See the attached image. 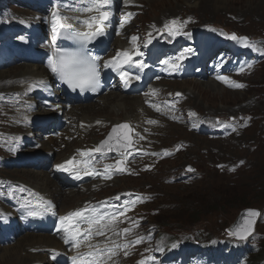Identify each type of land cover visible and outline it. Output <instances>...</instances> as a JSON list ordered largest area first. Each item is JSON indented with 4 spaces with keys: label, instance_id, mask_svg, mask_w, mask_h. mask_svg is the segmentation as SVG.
Segmentation results:
<instances>
[{
    "label": "rangeland",
    "instance_id": "1",
    "mask_svg": "<svg viewBox=\"0 0 264 264\" xmlns=\"http://www.w3.org/2000/svg\"><path fill=\"white\" fill-rule=\"evenodd\" d=\"M6 1L20 2L0 0V47L8 46L7 32L11 31L12 27L21 26L19 20L32 13L28 12L26 7L15 6L13 3L2 8ZM120 6L127 10L128 19L125 25L129 33L123 39L120 35L117 36L112 42L111 54H114L121 42L132 44L134 42L132 37L151 39L158 36L165 49L177 50L181 58L193 55L198 48L206 49L203 57L208 53L210 56L203 61L202 66L194 65L193 80L153 79L144 85L145 87L151 83L148 87L149 93L141 95L150 96V100L147 98V101L152 103L150 107L160 108L158 114L163 113L161 110L167 112L166 119L173 120L175 115L180 121L170 123L171 127L168 125L169 128L163 133L148 134V140H143L139 129L135 131L137 147L124 156L128 165H125L124 172L116 170V161L119 158L117 155H101L95 150L94 159L97 163L98 157H104L101 166L106 170L105 174L112 179V182L106 179L109 186L103 181L101 183L100 179V182L99 180L90 182V179L89 184L85 181L84 185L79 187L61 185L59 194L61 196L56 201L46 194L44 196L50 198L54 204L57 218H61L60 215L64 213L76 212L79 208L100 203L99 201L116 200V203H121L117 205L118 208L114 207L115 203L107 206L108 210L124 215L122 218H116L120 220L119 225L122 227L112 229L113 226H118L117 221L109 226L104 225L102 233L106 236L99 234L103 238L97 239V243L94 242L99 247L101 243H107L106 246L109 248L103 254L106 257L112 253L113 249L110 247H114L115 244L116 250L112 254L115 260L107 264H186L182 263L180 258L168 262L166 257L169 255L161 257L156 253L159 251L162 253L167 241L176 243L171 249L172 252L175 254L180 252L179 245L183 240L177 241L174 236L182 231L189 241H195V245L207 246V250L202 254L192 257L190 264H213L210 245L214 248L216 242H220L217 249L219 251L216 253L223 256L215 262L216 264H242L240 256L243 249L250 251L252 247L257 246L259 252L264 250V0H192L190 4L186 0H134L131 5L127 4L126 0H121L116 5L117 12ZM172 21L177 23L173 25ZM165 25H168V28ZM172 31L185 36L179 44L174 42L176 34ZM233 35L237 37L235 40L238 50L240 47L250 48L251 56H232L235 54L233 51L231 53L225 48L220 49V45L230 42ZM242 38H247V41ZM246 43L251 46H246ZM186 47H189L188 52L183 50ZM216 47L217 51L214 50ZM128 50L130 54H137L136 49ZM175 62L177 61L172 59L167 62V66L171 67ZM234 62L239 64L238 68H233ZM18 66L20 65H9L0 73ZM198 72H206L208 75L203 78L197 75ZM235 84L243 87L233 86ZM155 85L158 87L153 91ZM187 87L189 89H185ZM159 88L162 91H158ZM14 90L0 89V117L3 121H6L7 115L10 117L14 113L18 100ZM113 92L120 94L125 100L121 103H108L107 99ZM157 92L163 96L155 97ZM178 93L184 96L181 100ZM171 95H175L174 99ZM167 99L180 102H168ZM90 104L95 106L92 108L93 118H98V123L85 125L84 135L87 134L89 139L82 140L83 144L76 146V143L80 142L74 138L76 134L73 130L78 128L76 117L63 138L68 140V144L73 143L75 150L87 148L95 140L97 148L98 144H102L114 132V129L123 130L119 127L123 122L121 119L128 116L131 107L135 110L139 109L138 106L149 108L148 104H140L137 96L127 94L125 96L120 91L104 94L102 99ZM145 108L143 112L148 114L149 109ZM113 120L114 123L111 122ZM154 120L155 116L152 113L148 114L143 122L150 126ZM116 121L119 125H114ZM83 122L92 123L84 120L79 123L80 129L84 125ZM6 126L13 125L0 124V132L6 142L5 147L8 145L10 147L19 140L24 127L19 126L20 128L16 129L17 134H8ZM10 127L8 129L12 130ZM88 127L94 128L96 132H91ZM117 134L116 131L113 137L120 141ZM65 146L64 144V149L59 148L56 155L54 150L51 164L69 155V151H66L62 157L57 156L66 150ZM134 153L138 159L132 162L128 157ZM156 156L161 160L155 162ZM109 165L112 167L107 168ZM37 171L39 174L50 175L48 168L43 170L3 168L0 177L5 179L0 183L10 185L14 189L12 194L15 195L18 190L14 187L19 186L15 181L21 180L19 176L29 173L37 176ZM50 183L49 180V187L52 186ZM3 190H8V186H4ZM65 196L74 198L72 202L79 204V208L76 206L69 209V212L63 211ZM2 208L4 211L9 210L5 205ZM246 209L258 210L262 215L256 223L254 235L242 242L234 239L228 229ZM159 231L163 236L158 237ZM35 235L43 238L41 235L48 234ZM109 235H113V244L108 238ZM23 238L24 236L20 237L18 241ZM2 249L0 248V254ZM30 252L32 253V250ZM234 257L235 259L231 261ZM227 258H231L230 261H227ZM0 264H3L1 258Z\"/></svg>",
    "mask_w": 264,
    "mask_h": 264
},
{
    "label": "bare ground",
    "instance_id": "2",
    "mask_svg": "<svg viewBox=\"0 0 264 264\" xmlns=\"http://www.w3.org/2000/svg\"><path fill=\"white\" fill-rule=\"evenodd\" d=\"M190 1H192V0H186V2L188 4H190ZM118 2H116V0H109L108 4L105 5L102 9H99L93 3V0H75L73 3H69L68 2V3H65V4H61V3L56 2V5L57 6L65 5L64 6V9H63V13H62V18H61V22L63 24L75 26L76 28H78V27H84L86 29H94V28H97V26H99L97 17H98V14H99L100 11H106L109 14V22L105 26H108L112 22L117 23L118 16L116 14V12H117L116 5L118 4ZM193 6H195V4ZM89 8H92L93 10L92 11L86 10V9H89ZM30 22H31V19H26L25 22H24V25L26 26ZM8 26H10V25H8ZM44 27H47V24L46 23L44 24ZM1 29H4V28H1ZM11 29H12L11 31H15V30H18V29H22V25L20 27L19 26L12 27ZM127 48H128V46H126V45L119 46V48L116 50L115 55H119L118 58H117V60L119 61V67L124 71V74L126 76L125 80H127V82H128V84H127V93H130V91H134L129 86V83L132 80H138L140 82V84H141L140 90H142V88L144 87V85L147 84L150 80H149V78H146L145 79L144 78V75H140V76L139 75H133L128 70V62H131V60L133 61L136 58L135 55H137V54H135V53L130 54V51ZM41 51H42L43 55L50 56V54H51V52H50L51 51L50 50V45L49 44H44L41 47ZM123 53H127V55H123ZM6 57L8 58V56L6 54L3 55V58H6ZM8 59H10V58H8ZM125 61H127V62H125ZM45 70L46 69H43V67L41 65H39V64H24V65L18 66L15 69L14 68L11 69V70L8 69L7 72L0 73V89H6V88H8V89H15V91H16V90L20 89V86L22 85V83L24 81V86H23L24 88H32L33 90H35V89H37V86L34 83L32 76H35L37 74H43L45 72ZM2 71H4V70H0V72H2ZM158 81H156V82H158ZM156 87H158V85H155V87H153V91H155L154 89ZM185 89H189V88L187 87ZM153 91H151V92H153ZM11 92L9 94H11ZM135 93H136V91H135ZM191 93H192V91H191ZM186 94H188V93H186ZM102 96H104V95H102ZM102 96H99L96 100L98 101V100L102 99ZM162 96L163 95L160 94L159 92H157L155 94V97H162ZM148 97H149V100H150V96L149 95H145V96L138 97V101L140 102V104H145V102L147 101V98ZM141 98H143V99H141ZM96 100H95V102H97ZM124 100L125 99H123L120 94H118L116 92L115 93L113 92L111 94V96L108 97L107 102L108 103L111 102L112 104H115V103H121ZM90 103H92V102H90ZM90 103L81 104V105L77 106L75 109H72L71 111H69L68 114H67V116L73 115L74 117H77L78 120H79V123L82 122V121H84V120H86L88 122H92V123L93 122H97L98 123V121H97L98 118H93L94 115H93V112H92V108L95 107V106L94 105H91ZM6 104H7V102H6ZM131 108H132V110L129 111L130 113L128 114V116H125L124 118L121 119V121H123V122H121L120 125H125V124L127 125L129 121H134L135 120L137 122L138 127H140V129L138 128L139 129L138 132L140 133V131H141L143 140H148L147 139L148 138V134L157 133V132L163 133V131L166 128L168 129L169 127H171V125H169L170 123L175 124L176 122L178 123V121H180L177 118L178 116L175 117V115H174V119L173 120L166 119L165 116L168 115L167 112H164L163 110H161L163 113H159L158 114V111H160V108L150 107V109L148 110V114L150 115V114L153 113L154 116H155V120H154V122L150 126H147L143 122L144 118L148 115V114H145L143 112L144 109L143 108H141V109H137L136 108L137 110H135V109H133V107H131ZM11 110H12V108H11ZM79 110H81L82 112H79L78 113ZM91 112H92V115L90 114ZM11 113H12V111H11ZM27 120L25 122H27ZM78 120H76V121L78 122ZM111 122L114 123L115 121L113 120ZM33 123H35V121H33ZM114 125H119V123L117 122ZM168 125H169V127H168ZM102 127H103V125H102ZM52 128H53V126H52ZM83 129H84V125L82 126V129H80V128L78 129L79 134H83V133H81V131H83ZM97 131H98V129H97ZM55 132H56L55 134H50V136H49V138L47 140H42V143H43L42 144V148H43V150L45 152H47L46 154H49L50 158H52V154H54V150H55V155H56V152L59 151V148H63L64 149L63 145L65 144L66 147H67L66 150H64L61 153L57 154V156H61L62 157V154L63 153H65L66 151H69V155L66 156L63 159V160H65L67 158L64 165L71 166L73 164H76L77 162L75 161V158H76V155L77 154H76V152L74 150V147H73L74 145L73 144H70L69 145L68 144L69 142L67 143V142H65L63 140L62 135L61 136H57L58 135L57 130ZM120 132H123V130L120 131ZM84 133H85V131H84ZM37 136H38V133L36 132L35 133L36 139H37ZM87 139H89V138H87ZM76 141H80V142H78V144L76 143V146L83 144V143H81L82 140H78L77 139ZM93 142L95 143L96 140L93 141ZM92 149L95 150V147H93ZM46 154H44V155H46ZM63 160L61 159L57 163H59V162H61ZM69 161H72V163L69 164L68 163ZM54 163H56V162H54ZM86 171H87V174L86 175L84 174V176H78L77 179H75L73 181L74 182H77V183L84 184V182L87 181V178L93 179L94 177L92 175H89L88 174L89 171H90V165H88L86 167ZM31 172H33V171H31ZM36 173L38 174L37 176L29 173V175L28 174H24V175L19 176V179H21V180H17V179H15V180L20 181L21 183H24V184L30 186L33 190H36V191L39 190V191H41L42 193L48 195V197H50L52 200H55V201L58 200V197L61 196V195H59L61 193V187H60L61 184L58 183V181H56L54 179L51 180L50 179L51 178L50 175H44L43 173H40L39 174V171H37ZM107 173H109V172L107 171ZM16 176H17V174H16ZM42 176H47V177L45 179L44 178H39V177H42ZM29 178H30V180H29ZM22 180H25V181H22ZM41 180H43V182ZM49 180L51 181L50 184L52 185L50 187H49ZM100 180H99V182H100ZM101 183H102V180H101ZM101 183H99V184L102 185ZM74 186H76V185H74ZM69 197L68 198L66 197L65 198L66 200H64L65 201V205L62 207V210L64 209L63 211H68L69 212V209H73L76 206H78V208H79V204H77L75 202H72V201H74V198H69ZM50 198H49L50 201L47 200V199H43V203H38V205H37L38 211L33 214V216H35L36 219H42L45 224H48L49 222L54 221L57 218V215L54 212V204L52 203V201H51ZM21 202H22V199L20 200L19 198H17L14 203L17 204V205L15 204L16 206H20L21 205ZM5 203H7V200H5ZM22 203H24V202H22ZM36 204H37V202L34 205H36ZM69 204H73V206H69ZM24 205H26V204H24ZM100 208L101 207L99 206V210H100ZM5 211H8V210H5ZM73 212H75V211H71L68 214L73 213ZM110 214L111 213H109L108 215H110ZM76 220H77L76 217H70V221L69 222H72V224H73ZM74 228L75 227H73V231H75V232L78 231V230H80V226L78 224H76V229H74ZM46 234H48V235H41V237H43V238H39L40 236L35 235V233H31V235L30 234H27V235L24 236V238L22 240L18 241V239L20 237H22V236H20L17 239V241H16L17 244L10 245L8 247H3L2 251H1V254H0V258L3 259V264H33L35 262H37V263H40V262L45 263V262H47L45 255H43V254H35V253H31L30 252V250H33V249L38 250V249L57 248L58 247V239L56 237H53L52 235H50V232L49 231ZM67 235L65 237L60 238V239L63 242H65V238L67 237ZM70 241H72V244L73 245H76L78 243L76 239L75 240H69V242ZM106 245H107V243H106ZM60 247H61V243H60ZM26 249H27V251L29 253L26 252ZM62 250H64V248ZM11 254H13L12 257H11ZM67 256L71 260L72 264H74V261H73V258L74 257L76 258L75 264H107L108 263V262L103 261L104 258H102L101 260H98L96 257H92V258L90 256L85 257V256L75 255L74 253L72 254V256H69V255H67ZM110 262H112V261H110Z\"/></svg>",
    "mask_w": 264,
    "mask_h": 264
},
{
    "label": "snow or ice",
    "instance_id": "3",
    "mask_svg": "<svg viewBox=\"0 0 264 264\" xmlns=\"http://www.w3.org/2000/svg\"><path fill=\"white\" fill-rule=\"evenodd\" d=\"M109 2V0H93V3L99 8L102 9L105 5H107ZM88 11H92V8L86 9ZM131 15V14H130ZM95 19V18H94ZM108 19V13L103 12L102 16H101V20H107ZM173 25H175L177 22L176 21H172L171 22ZM56 26H57V22H54L53 24V30H56ZM91 26V25H90ZM60 27H65V25L60 24ZM67 27L71 28V25H67ZM166 28H168V25H165ZM171 32V30H170ZM96 34H103V28H100L98 30L97 33H93L92 35H96ZM76 35H82L83 39H90L91 37L89 36V34H76ZM231 39H237V37L235 35H233L232 37H230ZM137 38L136 37H132V40L135 41ZM245 40V42L247 41V38H242ZM246 46H251V45H247ZM123 55H127V53H123ZM130 59V58H129ZM127 62V61H125ZM107 63H111V62H106ZM49 67L51 69V71L53 73H55L57 76H59L62 80H65L69 86L71 87H79L81 88V90H83L85 87H93L95 88V86L98 84L99 82V73L96 70V65L94 63V61L92 63H89L87 60L83 59L82 57H79L77 54H67V55H61L57 61L54 63L52 60L49 61ZM124 74H122L123 76ZM220 79H224L223 77H220ZM235 87H243V85L240 84H235L233 85ZM119 127H123V128H127L128 125H120ZM115 131V129H114ZM104 143H107V141H105ZM97 151H100V149H96ZM69 164L72 163V161L68 162ZM57 167L59 168H63V165H58ZM107 168H111L112 166H106ZM121 171H123V169H121ZM82 211H77V212H73L70 213L68 217H61L60 221H61V226L65 228V231H67L68 235L65 238V243H68L69 240H75L76 237L79 235V232H75L73 231V226L72 224L69 222L70 221V217H80L82 215ZM251 215L255 216L256 213L252 212ZM100 219H103V217H101ZM69 222V223H66ZM88 222L89 224H99L100 220L96 219V218H88ZM97 234H103L102 232H97ZM239 234V230L238 233ZM241 238H245V236L241 235ZM74 264L76 261V258H73Z\"/></svg>",
    "mask_w": 264,
    "mask_h": 264
},
{
    "label": "water",
    "instance_id": "4",
    "mask_svg": "<svg viewBox=\"0 0 264 264\" xmlns=\"http://www.w3.org/2000/svg\"><path fill=\"white\" fill-rule=\"evenodd\" d=\"M112 134L109 135V137L105 140L107 143H102L100 144L99 149L102 152H107V153H124L125 151H129L133 149V138L131 135V129L129 126L127 128H123V132L120 133V128H116ZM120 130V131H118ZM117 131V136L120 139L118 141L117 138H114V133ZM252 212H255L256 215L253 216L251 215ZM260 217V213L258 210H253V209H246L241 212V214L238 216L236 222L233 224L232 227H229L228 232L230 235L234 236V239H242L241 235L245 236L246 239L249 236H251L254 231H255V226L256 223L258 222ZM245 227L246 229L242 230L241 228ZM239 230V234L238 233Z\"/></svg>",
    "mask_w": 264,
    "mask_h": 264
},
{
    "label": "trees",
    "instance_id": "5",
    "mask_svg": "<svg viewBox=\"0 0 264 264\" xmlns=\"http://www.w3.org/2000/svg\"><path fill=\"white\" fill-rule=\"evenodd\" d=\"M261 260H264V250L260 251L259 253L254 255L253 258H252L253 264H260Z\"/></svg>",
    "mask_w": 264,
    "mask_h": 264
}]
</instances>
